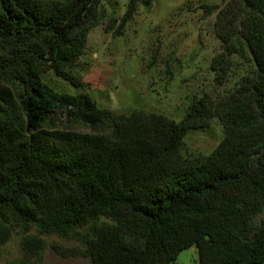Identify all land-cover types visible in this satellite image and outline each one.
I'll list each match as a JSON object with an SVG mask.
<instances>
[{
	"label": "trees",
	"instance_id": "16d2710c",
	"mask_svg": "<svg viewBox=\"0 0 264 264\" xmlns=\"http://www.w3.org/2000/svg\"><path fill=\"white\" fill-rule=\"evenodd\" d=\"M103 1L0 0V247L15 223L79 239L91 264H176L191 246L199 264H264V0H239L240 27L211 63L225 78L236 55L238 80L194 98L180 121L117 114L44 79L81 84L70 69ZM139 3L150 0H129L118 32ZM58 113L91 130L53 126ZM213 118L215 149L183 155L187 132Z\"/></svg>",
	"mask_w": 264,
	"mask_h": 264
},
{
	"label": "rangeland",
	"instance_id": "374dc122",
	"mask_svg": "<svg viewBox=\"0 0 264 264\" xmlns=\"http://www.w3.org/2000/svg\"><path fill=\"white\" fill-rule=\"evenodd\" d=\"M128 2L103 1L106 16L89 31L87 47L70 69L81 84L49 70L44 79L50 86L71 94L86 92L99 108L117 114L142 110L180 121L194 98L205 93L215 97L238 80L245 65L236 55H230L233 65L225 78L211 70V63L222 50L220 36L240 27L239 0H150V5L139 3L118 32ZM111 18L115 22L106 28ZM53 120L60 128L91 130L65 113ZM223 136L220 120L213 118L207 127L187 132L181 152L205 156ZM10 228L0 247V264H91L90 257L79 254L77 238L41 234L15 223ZM175 263L199 264L196 246L181 251Z\"/></svg>",
	"mask_w": 264,
	"mask_h": 264
}]
</instances>
